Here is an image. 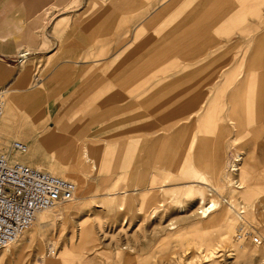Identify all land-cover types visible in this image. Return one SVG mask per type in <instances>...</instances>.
Listing matches in <instances>:
<instances>
[{
    "label": "bare ground",
    "instance_id": "1",
    "mask_svg": "<svg viewBox=\"0 0 264 264\" xmlns=\"http://www.w3.org/2000/svg\"><path fill=\"white\" fill-rule=\"evenodd\" d=\"M121 1L132 10L141 6L154 10L152 13L145 11V14L135 18V27L120 29L113 38L115 44L98 48V56L101 57L115 53L105 65L106 70H103L113 76L108 77L112 88L116 86L122 93L120 95L115 92L111 99L106 97V103L119 102V98L126 96L130 99L127 106L130 107L129 123L120 132L123 133L122 137L125 134L134 137L128 140L133 144L129 149L132 152L127 151L134 156L131 162L134 163L139 155L146 154L148 166L144 168H153V172L165 171L162 174L152 173L148 178V186L157 185L159 181L160 184L182 181L179 184H182L181 189H187L185 196L201 202L198 209L210 197L212 211L206 218L199 216L200 219L192 224L213 230L211 237L202 234L194 240L195 245L205 248L203 257L213 260L212 264H217L215 260L219 256L216 255L225 244L231 243L233 225L239 222L236 211L224 204L219 199L220 196L226 197L230 205L236 202L242 204L246 220L264 222V0H239L238 14L230 9V0H143V3L140 0H113V3L122 6ZM81 2L82 0H75L73 4L78 6ZM84 3L85 11L74 18V26L81 24L87 14L100 4L97 0H87ZM215 4L223 6L214 19L215 27L222 29H217L218 35L214 32L205 37L208 30L201 32L198 27L206 21L207 27L212 26L210 22L214 17ZM225 6L227 16L222 13ZM54 8L58 7L54 5ZM66 19V16H61L53 25V30L58 29ZM96 30L85 32L93 34ZM221 36L222 41L219 40ZM233 36L236 41H232ZM174 44L179 45L177 49L172 46ZM222 51L225 55L223 63L212 66L217 60V54L220 55ZM171 52H181V55L176 58L175 53ZM144 54L145 62L139 65L141 68L138 71H123L136 66L134 60L138 61ZM30 61L27 58L21 61L17 74L13 77L15 81H21L27 86L32 84L31 73L36 71ZM122 74L127 76L121 79ZM174 84L177 88L172 91ZM103 88V93L109 89L104 84ZM34 89L26 96L27 108L21 112L10 87L4 90V109L0 117V151L7 148L3 151L7 152L10 141L15 138L18 115L35 121L44 117L43 100ZM221 102L227 113L223 120L217 119L216 112L212 111L214 105L211 106L212 103ZM136 103L141 104L142 109ZM87 105L86 103L79 108L81 114L87 111ZM209 118L213 119L215 130L214 127L212 129L206 126ZM200 121L201 128L209 134H215L214 142L209 148L210 153L206 152L205 141L199 138L203 136H199L197 132ZM176 136L180 139L177 147L185 154L189 153L188 158H183L182 151L176 149L170 141ZM17 138L26 146L25 151L12 153L11 156L28 165L39 156L35 149L37 137L25 129ZM28 141L31 144H27ZM116 141L117 137L113 133L101 135L97 140L81 139L80 142L86 146L88 143L96 146L91 151L85 148L71 163H61L56 159L49 162V174L73 183L80 198H87L89 189L97 184L103 187L102 196L106 199L101 204H95L93 209H86L83 206H73L72 203L77 199L75 197L72 202L63 204V207L38 214L31 227L15 243L21 239L18 247L14 249L15 244H12L2 250L13 254L1 255L0 264H12L14 257H23L35 242H46L48 230L70 214L83 215L77 224L76 240H73L75 236L72 235L71 245L54 254L53 258H49L39 248L34 253L32 264H73L72 259L83 261L79 253L81 250L88 255L96 253L98 238L90 221H101V216L96 213L98 210L118 207L111 198V192L121 189L107 184L108 178H103L101 165L106 153L122 150V144ZM165 150H169L176 158V165L169 171L163 164L167 161ZM226 152H229L228 166L232 169V175L224 171ZM177 157L181 159L177 161ZM116 162L119 164L121 160L116 158L114 163ZM180 162L184 164L182 167L178 166ZM222 171L225 172L224 184L219 177ZM132 172L137 174L135 165L132 166ZM135 174L129 179H133ZM235 178L236 182L233 181ZM164 191L161 186L150 188L149 192H156L159 197ZM256 200L260 208L255 205ZM233 206L237 208L239 205ZM170 238L180 242L184 235L178 232ZM230 248H233L234 254H230L229 259L253 256L259 264H264L262 249L251 252L245 246ZM124 264H131V261H125Z\"/></svg>",
    "mask_w": 264,
    "mask_h": 264
},
{
    "label": "rangeland",
    "instance_id": "2",
    "mask_svg": "<svg viewBox=\"0 0 264 264\" xmlns=\"http://www.w3.org/2000/svg\"><path fill=\"white\" fill-rule=\"evenodd\" d=\"M0 1H5L7 4H18L23 6L30 5L32 3H46L45 0ZM97 1L100 3L98 4V10L91 12L92 16L88 17L90 19H126L130 16L137 18L142 14H145V8L150 9L148 6H141L140 9L128 14V16L125 13L123 16H116L113 15V13H108L109 16H113L102 17V15L105 14L103 11H106V8H111L110 4L112 2L111 0ZM140 1L143 3V0ZM222 7H220L219 4L214 5V17L210 22L212 26L207 27L206 21L203 25L198 27L201 32L208 30L205 37H209L214 32H216L218 35L217 29H222L215 27L214 25L215 16L220 13ZM229 7L234 13L238 14L240 12L239 0H230ZM82 8H85V3L80 6H75L71 3L64 8H51V10L42 11V13H40L39 18L43 27L42 30L44 35L47 36L46 47H51L52 49L50 51L42 53L40 52L35 58H33V51H26V53H21L14 59H8L7 61L0 60V91L4 93V90L10 87V90H12L11 94L18 100L20 112L25 107L27 108L26 99L28 97L26 96L31 94L30 92H33V88H35L34 92H36L38 97L43 100L42 102L44 104V117L38 122L35 120H26L23 116H21V114L18 115V119L15 122V125L17 126L15 138L10 141V144L15 141L21 142L17 137L21 135L22 131L25 129L29 131V134L35 135L37 137L35 149L37 150V154L39 156L36 160L29 162L28 165L34 169L36 168L47 173H49V162L52 161V159H56L61 163H71L80 156L85 148L91 151L92 147L96 146L95 144L91 143H88L86 146L80 142L81 139L87 138L89 141L97 140V138L101 135L105 136L107 133L108 135L113 133L115 137H117L116 142H120L118 144H122V150L106 153L104 155L105 159L101 163L103 167L102 176L104 179L108 178L106 181L107 184L110 186L114 185L116 188L121 189L115 193L111 192V198L116 201L118 207L112 210L103 208L96 212L101 216L102 219L100 222L90 221V225L93 226L97 235L99 244L98 249L96 250V253L92 255H88L84 250H81L79 253L82 256L81 260L83 261L72 259L73 264H124L125 261L127 262L128 260L131 261V264H212L213 260L211 261L210 259H205L203 257L204 253H206L204 251L205 248L198 247L199 245L197 244L195 245L194 239H196L198 235L202 234L211 237L214 232L212 229L200 227L197 226V224H192L198 221L200 217L206 218L208 216V214L206 216H200L199 213L202 208H205L209 204L210 197H208L204 202V205L198 209L201 202L199 200L190 199L189 196H185L187 189H181L180 186L182 184H179V182L182 183V181L171 182L167 184H160L161 181H159L157 185L148 186V178L150 179L151 174L154 173L153 175H155L156 172H153V168L151 170L149 168H144L148 166L147 162L145 161V158L148 155H139L134 163L131 162V158L134 156H132L133 154H130V152L127 151L133 144L131 142L129 143L128 140L134 137L129 134H125L127 136L124 135V137H122L123 133L120 132L126 129L129 123L128 119L130 117V107L127 106L130 99L128 96H126L124 98H119V102L106 103V99H111V96H113L115 92H118L120 95L122 94L118 87L115 86L112 88L108 77L113 78V76L106 72V69L104 68L107 62L114 57L115 53L111 52L106 56L101 57L89 50L95 49V47L98 50L100 46L109 47L113 44L111 42L85 45L78 43L81 36L88 34L86 32L91 30L90 28L84 29L86 32L84 31L83 33L81 28L72 25L74 18L78 16L79 11ZM153 10L154 9H150L149 12L152 13ZM226 11L227 10L225 6L222 10V13H226ZM227 15L228 13H226V16ZM61 16H66V21H64V23L60 25L58 29L53 30V25L60 19ZM173 22L176 23L175 21ZM171 24L173 23L171 22ZM119 30V28H102L99 33L94 32V35L105 36V40L112 39ZM232 38V41H236L235 36ZM219 40L222 41L223 37H219ZM52 42H55L54 46H52ZM172 46L177 49L179 45L174 44ZM85 47L89 48L86 52L84 49H82ZM214 51H217V49H214ZM171 53H175L174 55L176 58L181 55V52ZM23 55L27 57V60H31L30 63H33L32 66L36 71L32 72L31 74H36V79H42L46 72L53 70L56 65L58 66V64L61 63V68L58 73L61 74V79L66 81L68 80L69 74L72 71L71 69H74L79 64L95 62L98 60L102 61V69L105 70H103L102 75L99 76V84H102V93L104 91L103 84L109 89H107L103 94H100L101 92H99L98 94H100V96L97 94V100L94 101L96 104L90 110L91 112H89V114L86 116L81 117L83 120V131L78 133L75 139L69 138L65 132H53V129L50 128L51 125L47 123V118L50 117L49 111H53L54 109V102L51 103V106L49 105L47 107L49 100L46 101V97L48 93H45L41 91L39 87L37 88L34 86L36 83L32 80V84L30 86H27L24 83H18L14 85L11 84V82L15 80L13 77L15 74H17L16 72L19 68V58ZM217 55V60L212 66H218L222 64L225 59L223 51L220 53V55L219 53ZM141 56L142 57L138 61L134 60L137 64L136 66L131 68L128 67L123 71H126L127 73L138 71L141 68H139V65H142L145 62L144 56L146 55L144 54ZM178 63L180 62L178 61ZM126 76V74H122L121 79L125 78ZM172 87H174L172 91H175L177 88L176 84H174ZM137 94L138 93H135V95ZM140 103L142 104V101H140ZM55 104H57V102H55ZM136 104L139 109H142L140 106L141 104ZM211 106H213L212 111L216 112L217 119L223 120L226 117V107L222 102L220 104L212 103ZM60 107H56L57 112H61L64 109V107ZM212 120L213 119L209 118L206 126L212 127V129L214 127L215 130V124ZM200 123L201 121L197 124V129H199L197 132H199V136L203 137H198L205 141V144H207L206 152L210 153L211 149L209 148L214 142L215 134L207 133L203 127L201 128ZM170 141L174 143L173 145L176 146V149L181 150L177 147L180 145V139L177 138V136L171 138ZM27 144H31V142L28 141ZM6 149L4 148L2 151H5ZM182 153L184 154L183 158L189 157V153L185 154L183 151ZM165 155L167 161L166 163L164 161L163 164L169 171L170 169L174 168V165H176V158L174 159V154L170 153L169 150H165ZM116 158L121 160L119 164H117L118 162L114 163ZM179 158L181 159V157H177V161ZM229 161V152H226V158L224 160V162H226V167L224 168V171L228 174L231 173L232 170L228 166ZM189 164L190 161L188 162L187 166H189ZM134 165L137 170V174L133 173L134 171L132 172V166ZM182 165L184 164L181 162L178 163L179 167H182ZM224 171H222L219 176L223 184L225 175ZM132 173L135 174V177L133 179H129V177L131 178L133 175ZM156 173L162 174L165 173V171L163 170L162 172ZM232 174L233 173H231V175ZM233 181L236 182V178ZM171 184L179 185L173 186ZM161 186L165 190L163 195L158 197L156 192H149L150 188ZM207 189L210 191L209 187ZM102 190L103 187L101 185H92V187L89 189L87 198L84 199L80 198V196L77 194L75 195L77 199L72 203L73 206H83L82 208L93 209L95 204H101L106 199L104 196H102L104 194ZM210 194L211 193H209V195ZM219 199L223 203L224 201L228 202L226 197L220 196ZM255 202V205L260 208L261 206L258 204V200ZM235 204L238 203L236 202ZM59 207H63V205L56 206L55 208ZM82 216L83 215L81 214H70L63 217L54 227L48 230L46 233V242L43 244H37L35 242L32 246V249L25 253L23 257H14L11 263L32 264L34 253L39 248H42L49 258H53L54 254L61 252L64 247H69L71 245L72 235L75 236L73 237V240H76V235L78 232L77 224ZM239 222H235L233 225L231 243L225 244L216 255L219 256V258L215 260V262H218L217 264H259L256 260V257L253 256L244 259H237L235 257H233V259H229L231 257H229V255L234 254V252H232L233 248H230L231 246H245L251 252L261 249L264 250V242L262 245L257 246L249 238H246L243 241H239L235 238L237 230L240 227ZM245 222L246 226L250 228V230L255 232L257 235H260L264 239V222H251V220L248 221L246 219ZM102 232H104V235ZM178 232L183 233L184 235L183 240L180 242L177 239L175 240L170 238L172 234ZM19 242L13 245L14 249L18 247ZM10 253L12 252L1 251L0 256Z\"/></svg>",
    "mask_w": 264,
    "mask_h": 264
},
{
    "label": "crops",
    "instance_id": "3",
    "mask_svg": "<svg viewBox=\"0 0 264 264\" xmlns=\"http://www.w3.org/2000/svg\"><path fill=\"white\" fill-rule=\"evenodd\" d=\"M46 3H35L30 5H18V4H7L5 1H0V60L7 61L8 59H14L21 53L26 51H33L35 58L39 53L50 51L51 47H46L47 36L44 35L43 27L40 22V13L42 11L51 10L56 5L58 8H64L67 5L73 4L75 0H45ZM87 0H82L78 5H82ZM111 8H106L103 11L105 14L102 17H108L106 14L113 13V15H124L128 16L140 9L132 10L125 2L123 5H117L111 0ZM74 5V4H73ZM76 6V5H75ZM86 8V6H85ZM82 8L79 11L78 16L85 11ZM98 8V5H97ZM146 9V10H145ZM144 11H150L145 8ZM53 10V9H52ZM98 9H95L96 11ZM92 11V12H94ZM92 13H88L83 19L82 23L77 25L78 28L82 29H97L95 33H99V29L102 28H119L124 29L128 27H135V17H128L126 19H90ZM112 15V16H113ZM109 16V17H112ZM84 34L78 41L79 44H99V43H112L116 42L112 39H104L102 35ZM114 37V36H113ZM115 38V37H114ZM54 46L55 42H52ZM84 51H88V47L82 48ZM91 52L98 54V50L89 49ZM81 51V49H80ZM61 63L56 67L46 72L42 79H36V74H31V80L36 83V87L40 88L41 91L48 93L46 97L47 107L53 103V111H49L50 114L47 118V123L51 129L59 132H65L66 135L75 139L78 133L83 131V120L81 117L86 116L91 112L90 110L94 107L97 100V94L102 93V84H99L100 78L103 71V63L101 60L95 62H87L79 64L69 74L68 80H62L60 77ZM21 84V81H13L14 84ZM100 93V94H101ZM98 94V96H100ZM99 98V97H98ZM101 98V97H100ZM57 102V104H55ZM88 104V109L84 114L80 113L82 105ZM94 103V104H93ZM61 106V107H60ZM56 107H64L61 112L56 111ZM38 122V121H37ZM79 137V136H78ZM5 264V263H2Z\"/></svg>",
    "mask_w": 264,
    "mask_h": 264
},
{
    "label": "built area",
    "instance_id": "4",
    "mask_svg": "<svg viewBox=\"0 0 264 264\" xmlns=\"http://www.w3.org/2000/svg\"><path fill=\"white\" fill-rule=\"evenodd\" d=\"M26 58L21 56L19 63ZM3 109L4 93L0 91V117ZM25 148L24 144L15 141L7 152H0V252L15 244L38 214L72 202L76 195L73 183L12 158V153H23ZM224 204L236 211L240 221L235 238L239 241L249 238L255 245H262L264 239L246 226L243 205H230L227 201ZM233 205L239 206L235 208ZM211 211V204H208L199 215L206 216Z\"/></svg>",
    "mask_w": 264,
    "mask_h": 264
}]
</instances>
